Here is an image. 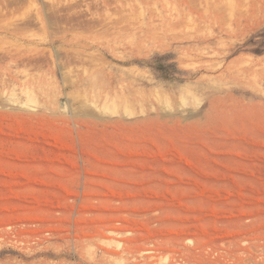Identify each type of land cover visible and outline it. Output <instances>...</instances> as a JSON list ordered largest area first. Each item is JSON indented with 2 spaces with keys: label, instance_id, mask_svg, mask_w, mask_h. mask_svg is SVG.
Returning a JSON list of instances; mask_svg holds the SVG:
<instances>
[{
  "label": "rangeland",
  "instance_id": "1",
  "mask_svg": "<svg viewBox=\"0 0 264 264\" xmlns=\"http://www.w3.org/2000/svg\"><path fill=\"white\" fill-rule=\"evenodd\" d=\"M13 2L0 264H264V0Z\"/></svg>",
  "mask_w": 264,
  "mask_h": 264
},
{
  "label": "trees",
  "instance_id": "2",
  "mask_svg": "<svg viewBox=\"0 0 264 264\" xmlns=\"http://www.w3.org/2000/svg\"><path fill=\"white\" fill-rule=\"evenodd\" d=\"M168 55H154L145 61L146 65L159 77L170 79L174 76L175 64L168 62Z\"/></svg>",
  "mask_w": 264,
  "mask_h": 264
},
{
  "label": "bare ground",
  "instance_id": "3",
  "mask_svg": "<svg viewBox=\"0 0 264 264\" xmlns=\"http://www.w3.org/2000/svg\"><path fill=\"white\" fill-rule=\"evenodd\" d=\"M4 1H5L6 3H7V2H12V3H14L13 0H4Z\"/></svg>",
  "mask_w": 264,
  "mask_h": 264
}]
</instances>
